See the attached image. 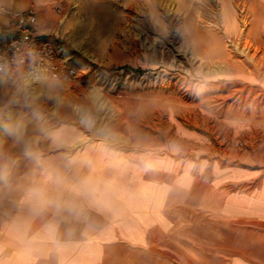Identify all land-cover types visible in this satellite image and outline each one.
Masks as SVG:
<instances>
[{"label":"rangeland","instance_id":"374dc122","mask_svg":"<svg viewBox=\"0 0 264 264\" xmlns=\"http://www.w3.org/2000/svg\"><path fill=\"white\" fill-rule=\"evenodd\" d=\"M29 2L38 7L39 29L81 72L70 87L51 79L33 85L40 93L51 86L64 100L58 110L41 101L50 128L73 124L84 139L119 133L134 147L264 173V0ZM2 86L0 110L37 132L27 108L9 106L11 85ZM78 108L93 126L81 124ZM188 224L212 244L223 229L208 214L194 213Z\"/></svg>","mask_w":264,"mask_h":264},{"label":"crops","instance_id":"0c3cea01","mask_svg":"<svg viewBox=\"0 0 264 264\" xmlns=\"http://www.w3.org/2000/svg\"><path fill=\"white\" fill-rule=\"evenodd\" d=\"M30 2L0 0V29ZM57 128L62 147L37 144L46 170L26 157L18 165L22 152L0 137L11 153L0 160V264H264L260 169L134 147L119 133L84 139L73 124ZM85 181L91 197L74 191ZM29 183L63 206L34 210L23 197ZM194 213L222 220L213 244L188 224Z\"/></svg>","mask_w":264,"mask_h":264},{"label":"clouds","instance_id":"9594fccd","mask_svg":"<svg viewBox=\"0 0 264 264\" xmlns=\"http://www.w3.org/2000/svg\"><path fill=\"white\" fill-rule=\"evenodd\" d=\"M41 81L42 78L32 71L11 77L9 66L0 62V84H10L13 89L12 95L8 100L9 106L23 105L29 110L31 119L37 124V135L30 136L26 130V122L22 117L16 116L8 109L0 110V137H6L10 140L11 145L19 149L26 158L35 161L37 168L46 170L45 163L37 150L38 141H47L53 147H62L65 142V132L63 129H53L47 125L41 109V101H50L58 110L64 106V100L55 94L51 86L46 92H37L33 85ZM77 112L82 125L85 127L94 125V120L90 113L80 108L77 109ZM10 158L11 153L4 147L3 143H0V160L8 161ZM57 183H60V181L57 180ZM6 186L10 191H14L13 185ZM74 191L85 197H91L95 189L90 182L85 181ZM23 197L36 211H42L53 204L57 208L63 206L60 202L50 198L45 187L36 183H29L26 186Z\"/></svg>","mask_w":264,"mask_h":264},{"label":"built area","instance_id":"2783aa9c","mask_svg":"<svg viewBox=\"0 0 264 264\" xmlns=\"http://www.w3.org/2000/svg\"><path fill=\"white\" fill-rule=\"evenodd\" d=\"M39 11L35 3L12 10L0 29V62L9 66L11 77L35 72L42 80L51 79L69 85L80 79V69L71 61L67 49L39 29Z\"/></svg>","mask_w":264,"mask_h":264},{"label":"bare ground","instance_id":"6f19581e","mask_svg":"<svg viewBox=\"0 0 264 264\" xmlns=\"http://www.w3.org/2000/svg\"><path fill=\"white\" fill-rule=\"evenodd\" d=\"M222 53V52H221Z\"/></svg>","mask_w":264,"mask_h":264}]
</instances>
